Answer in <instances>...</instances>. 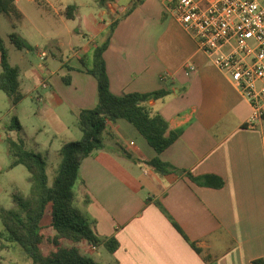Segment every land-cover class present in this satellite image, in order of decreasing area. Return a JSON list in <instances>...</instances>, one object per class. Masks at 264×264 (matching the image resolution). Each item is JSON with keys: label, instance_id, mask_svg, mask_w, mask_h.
I'll use <instances>...</instances> for the list:
<instances>
[{"label": "crops", "instance_id": "obj_1", "mask_svg": "<svg viewBox=\"0 0 264 264\" xmlns=\"http://www.w3.org/2000/svg\"><path fill=\"white\" fill-rule=\"evenodd\" d=\"M20 1L15 0V6L23 23L26 13ZM25 1L38 8L40 17L47 15L67 27L68 34L75 31L67 21H84L87 4L100 7L103 23L93 22L88 42L70 45V56L54 69L48 67V59L60 60L57 54L63 44L56 29L45 34L54 52L36 46L40 60V52L45 53L44 64H32L28 48L15 55L7 47L9 63L19 68L23 93L16 105H10L22 128L8 134L46 161L59 158L63 143L80 138L75 124L78 112L97 103L96 79L84 62L92 61L93 50L101 43H107L103 59L111 93L169 91L148 102L167 121L168 131L177 133L165 150L156 153L131 123L119 118L107 123L103 147L80 163L74 205L88 216L99 237H114L118 242L114 252L105 249V260L96 261L252 264L264 258V121L246 125L251 111L248 101L192 36L164 13L160 0H112L104 6L96 0H74L71 18L65 16L66 6L71 5L66 0ZM79 29L84 34L87 30L86 26ZM187 62L195 66L188 75L183 71ZM8 122L0 120V157L4 143L7 154ZM154 158L170 171L159 172L151 164ZM15 167L8 164L6 169ZM4 170L0 158V194L10 195L13 190L3 188L1 181ZM188 173L217 175L223 185L199 184ZM48 222L44 218L43 223ZM81 247L87 254L100 246Z\"/></svg>", "mask_w": 264, "mask_h": 264}, {"label": "trees", "instance_id": "obj_2", "mask_svg": "<svg viewBox=\"0 0 264 264\" xmlns=\"http://www.w3.org/2000/svg\"><path fill=\"white\" fill-rule=\"evenodd\" d=\"M112 0H96L104 6ZM138 0L137 2H140ZM74 5H67L65 16H73ZM0 14L17 28L23 20L16 8L15 0H0ZM9 42L17 49L29 48L27 42L16 32L8 35ZM106 42L94 48L90 67L86 71L93 75L97 83V103L93 108H82L78 112L77 125L81 136L77 140L61 145L59 167L52 181L47 175V162L40 153L25 147L21 139H13L8 132L20 131L22 126L15 115H11L6 125L7 154L9 167L23 165L29 172L30 191L24 194L15 189L10 193L12 204L0 206V252L21 249L31 264H100L82 251L81 245L103 246L109 253L114 252L118 242L114 237H99L92 229L88 216L74 205V185L79 178L81 161L103 147V132L108 122L122 118L131 123L147 140L148 144L161 153L177 137L168 131V123L154 110L149 101L166 96L168 89L153 92H131L115 95L109 90V80L103 59ZM0 89L10 100L11 107L22 98L19 68L8 60V51L0 36ZM65 81L69 82V78ZM151 164L161 173L169 172V166L158 158ZM191 180L213 188L223 185L221 177L205 174ZM48 218V224L43 223ZM47 243L49 250L44 252ZM194 247V246H193ZM252 264H264V258L255 259Z\"/></svg>", "mask_w": 264, "mask_h": 264}, {"label": "built area", "instance_id": "obj_3", "mask_svg": "<svg viewBox=\"0 0 264 264\" xmlns=\"http://www.w3.org/2000/svg\"><path fill=\"white\" fill-rule=\"evenodd\" d=\"M165 12L227 74L251 107L248 127L264 121V0H162ZM41 59L45 53L40 52ZM195 69L183 66L188 75Z\"/></svg>", "mask_w": 264, "mask_h": 264}, {"label": "rangeland", "instance_id": "obj_4", "mask_svg": "<svg viewBox=\"0 0 264 264\" xmlns=\"http://www.w3.org/2000/svg\"><path fill=\"white\" fill-rule=\"evenodd\" d=\"M68 1L69 4L74 5V0H66ZM88 2V0H84ZM23 2H26L24 4ZM23 2H19V5H21L25 9L26 13V19L25 21L19 25L17 28H12L11 26V21L9 17L5 14H0V36L2 37L4 44L9 48H12L14 50V53L12 54H18L20 49L15 48L14 45H12L9 40H8V35L11 32H16L19 34L28 44L29 46V59L32 61V64L36 65L38 63H43L44 60H40L35 54H36V46L40 47L41 49L45 50H52L51 45L52 41L47 40L46 38V32L49 31L50 29H56L60 33V38L63 42L61 45V54H56L60 58V60H54L49 57L48 62L49 66L54 69L57 66L61 64V61H65L67 57L70 56V53L68 51V47L70 45L74 46H81L82 44L88 42L89 37H90V32L88 31L89 27H93V22L96 24H103L99 15H100V7L97 5H94L93 3H90L93 5L91 6L90 4L85 5L84 9L86 12L85 14V19L84 21H78V20H70L67 21L69 27H71L75 32L73 34H68L67 27H65L63 24H55L54 20H51L47 17V15H44L42 17L39 16V11L37 10L38 8L33 5V4H28L27 1L23 0ZM160 2L163 5V10L164 13L168 15V13L165 12L164 9V3L162 0ZM90 5V6H89ZM47 5H45L46 8ZM88 7H90V10H86ZM48 8V7H47ZM104 18H107L105 16ZM86 26L87 30L84 32L81 31L82 26ZM95 26V25H94ZM94 31H96V28H93ZM24 51V50H23ZM54 52V51H53ZM87 59V58H86ZM84 66L89 67L90 61L87 63L84 62ZM45 68V67H44ZM30 86V84L26 83V87ZM6 100V101H5ZM7 97L5 92H3L0 89V120L1 122L7 121L12 113H10V104H8ZM6 102V103H5ZM25 103L22 104V108H25ZM23 115V114H22ZM23 117V120L26 122V118ZM76 126H77V121H75ZM27 143L30 144V137L26 139ZM1 163L5 167V170L1 172V181L3 184V188L8 189V190H14V189H19L21 190L24 194H28L30 191V186L31 183L29 181V172L28 170L23 166V165H18L12 170L7 171L6 167L10 162V158L6 154V144L4 143L1 147ZM47 162V175L49 178V182L53 179V177L56 175L59 167V162H60V155L58 159H52L50 158L49 161ZM11 197L8 194L2 193L0 194V206L8 208L11 206ZM1 229V225H0ZM44 252L48 251V244L45 243L43 245ZM100 252V254H99ZM86 255L90 256L94 260L97 261H103L105 260L106 257V250L103 246H100L98 248V251H89ZM0 264H31L30 259L26 258L24 253H22L21 249L15 248L13 250H3L0 252Z\"/></svg>", "mask_w": 264, "mask_h": 264}]
</instances>
